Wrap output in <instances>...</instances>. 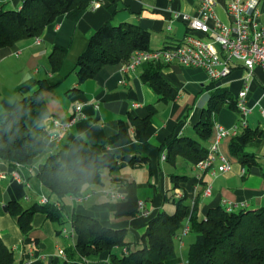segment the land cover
<instances>
[{
	"label": "crops",
	"instance_id": "1",
	"mask_svg": "<svg viewBox=\"0 0 264 264\" xmlns=\"http://www.w3.org/2000/svg\"><path fill=\"white\" fill-rule=\"evenodd\" d=\"M211 1L216 17L225 21V5L230 0ZM199 2L200 0H97L77 20L62 18L52 29L46 30L38 41L23 39L7 51H0V115L10 111L14 102L20 98V87L36 79L60 81L53 92L42 94L44 104L30 113L27 119L29 127L40 125L46 132L43 153L29 166L11 165L0 160V236L5 246L13 251L14 264H47L53 258L62 261L73 250L74 235L69 222L70 214L67 222L59 225L51 222L45 215L36 213L31 222V232L24 235L17 226V219L8 211H3L2 207L7 208L9 199L13 197H21L20 203L26 208L40 203L42 198L54 200L36 176L38 167L51 154H59V160L64 165L71 164L81 143L100 145L98 153L144 154L148 159L147 163L140 166L125 163L112 173L104 171L100 183L83 186L81 193L91 194V198L85 203L71 205L68 198L64 200L68 211L80 206L95 212L105 227L125 230L126 237L129 235L126 240L131 248L138 247L148 220L165 209L167 202L175 207L172 201L183 196L189 202L190 213L196 206L199 218H204L209 209L216 207L240 211L264 206V119L260 116L257 104L264 89V69L255 67L252 79L246 84L245 99L249 113L245 118V128L255 131L258 136L245 145L244 152L252 155L256 164L242 165L230 153L229 145L233 137H222L218 139V154L230 165V170L215 176L199 172L195 165L180 157L173 163L161 158L163 154L167 155L166 145L172 137L198 138L194 126L206 115L209 98V91L205 88L209 80L202 71L184 69L175 63L163 65L161 75L177 92L174 100L170 101L160 100L141 79L140 75L146 64L127 74L120 73L117 67H105L95 78L80 85L79 90L73 91L77 87L76 77H71L75 61L85 49L87 40L105 22L110 21L113 25L141 24L148 30L150 42L164 47L181 41L185 36L188 23L175 19V15L197 18ZM21 3L22 0H0V9H18ZM259 5L264 11V5L260 2ZM54 46L65 49L62 66L56 73L50 71L48 61ZM232 66L233 69L221 88L234 91L240 87L239 93L245 88V71L241 63L234 62ZM120 81L123 83H119ZM202 94H207L204 106L202 100L198 101ZM77 107H80L79 118L64 131H59L54 121L70 118ZM149 108L153 110L150 123L145 132L137 137L131 120L145 118ZM211 118L212 134L201 142L206 150L217 139V127L228 130L239 123L241 116L237 110L223 104L220 110L212 113ZM118 121L125 124L123 136L118 135ZM241 131L242 129L239 130ZM58 134L60 140L56 142L54 137ZM15 173L18 178L14 177ZM171 175L186 176L188 181L173 188ZM126 183H132L137 200L145 202L149 213L147 217L137 214L134 217H115L101 206L108 201L101 190L118 189ZM207 188L209 191L205 193ZM95 194L100 197L93 196ZM185 226L189 227V218L185 221ZM62 229L66 230L65 234L61 233ZM181 230L175 237V251L179 263H185L187 249L194 240V234L189 231L182 235ZM115 252L120 253L119 249H115ZM76 259L78 260L77 257ZM79 260L82 264L106 263L95 257Z\"/></svg>",
	"mask_w": 264,
	"mask_h": 264
},
{
	"label": "trees",
	"instance_id": "2",
	"mask_svg": "<svg viewBox=\"0 0 264 264\" xmlns=\"http://www.w3.org/2000/svg\"><path fill=\"white\" fill-rule=\"evenodd\" d=\"M96 1L22 0L18 9H0V51H7L23 39L40 38L62 18L77 20ZM259 2L264 5V0ZM149 43V32L141 24L113 25L110 21L105 22L87 40L85 49L75 61L72 72L76 77L77 87L73 91L79 90L80 85L95 78L105 67L119 68L129 61L134 52L150 50ZM64 53V48L54 46L48 58L52 73L60 70ZM162 68L163 65L158 63L146 64L140 75L141 79L160 100H174L177 92L161 75ZM232 69L231 65L230 70ZM228 76L220 81H209L205 86L209 91L208 107L206 116L194 126L198 138L172 137L166 145L167 161L173 163L180 157L196 166L206 157L207 150L201 142L206 141L212 134V113L220 110L223 104L237 110L236 101L240 87L234 91L221 88ZM59 83V80L36 79L19 88L20 98L14 102L10 111L0 115L1 161L11 165L29 166L43 153L46 132L40 125L29 127L27 119L30 113L44 104L42 94L53 92ZM152 114L153 110L149 108L145 118L131 120L137 137L147 129ZM117 128L118 135L123 136L125 124L118 121ZM257 136L255 131L247 128L233 136L229 145L230 153L242 165L256 164L254 157L244 152V147ZM98 150H101L100 145L89 146L81 143L69 165H64L59 160V154L46 157L39 165L36 176L54 200L46 199L43 204L34 203L27 208L20 203L21 197H13L7 203L8 213L17 219V226L24 235L31 232V222L36 213L45 215L51 222L59 225L66 223L70 214L74 248L66 255V259L59 261L53 258L47 264H82L79 259L89 257L106 261L104 264H178L174 241L187 218L189 231L194 234V240L187 249V264H264V206L240 211H226L222 207H216L209 209L204 218H199L196 206L190 213L189 202L183 196L172 201L175 203L173 213L168 214L161 210L148 220L145 224L146 231L135 248H131L127 242L125 230L105 227L95 212L80 206L68 211L64 200L81 194L85 185L100 183L104 171L112 173L125 163L140 166L148 161L144 154L114 155L98 153ZM170 180L173 188H178L188 178L171 175ZM119 189L124 193V200H108L101 206L115 217H134L137 214L138 200L133 184H123ZM115 249H119L120 253H116ZM0 264H14L13 251L5 246L1 236Z\"/></svg>",
	"mask_w": 264,
	"mask_h": 264
},
{
	"label": "built area",
	"instance_id": "3",
	"mask_svg": "<svg viewBox=\"0 0 264 264\" xmlns=\"http://www.w3.org/2000/svg\"><path fill=\"white\" fill-rule=\"evenodd\" d=\"M225 16V21L219 20L215 15L213 2L200 0L197 18L189 19L186 15H175V19H182L188 23L185 36L181 41L156 50L134 52L129 61L118 68L120 73L127 74L143 64L169 65L175 63L184 69L200 70L209 81L216 82L230 74V66L234 62L242 64L245 71L243 76L245 88L238 93L236 101L241 119L238 124L228 130L217 127V139L208 148L206 157L196 164L199 172H208L211 176L230 170V165L218 154V139L226 136L233 137L240 129L246 127L245 118L249 113L245 99L246 84L252 79L255 67L264 69V11L259 1L230 0L225 5ZM260 103H264V89L257 102L260 116L264 119V105ZM79 111L80 107H77L75 114L70 118L65 121H54L57 129L62 132L70 127L79 118ZM54 138L58 142L60 134ZM161 158L165 160L166 156L163 154ZM217 162H219L218 165ZM14 177L18 178L16 173ZM208 191L209 188L205 190V193ZM101 194L109 201L124 200V193L119 188L103 189ZM67 198L71 205H80L88 201L91 194L81 193ZM45 202L46 198L40 200L42 204ZM136 208L138 216H148L144 201L138 200ZM226 211H231V209L228 208ZM188 232V226L181 230L182 235ZM61 233L65 234L66 230L62 229Z\"/></svg>",
	"mask_w": 264,
	"mask_h": 264
},
{
	"label": "rangeland",
	"instance_id": "4",
	"mask_svg": "<svg viewBox=\"0 0 264 264\" xmlns=\"http://www.w3.org/2000/svg\"><path fill=\"white\" fill-rule=\"evenodd\" d=\"M162 46L163 45H161V44H156V43H154L153 41H151L150 42V48H152V49H160V48H162ZM72 76H75L74 75V73L71 75V77ZM206 97H207V94H202V95H200L199 97H198V101L199 100H202L203 101V106L205 105V101H206ZM197 101V102H198ZM206 116V115H205ZM194 138H195V136H194V134L192 135ZM183 173H185V170L183 171ZM182 173V174H183ZM180 174V173H179ZM106 186H108V184L106 183L105 184ZM93 196H96V197H100V195L99 194H95V195H93ZM164 211H166V213H168V214H171V213H173L174 212V210H175V207L173 206V205H171V204H169V202H167L166 204H165V209H163ZM190 236H191V234H190ZM129 237V235L127 234V237H126V239Z\"/></svg>",
	"mask_w": 264,
	"mask_h": 264
},
{
	"label": "water",
	"instance_id": "5",
	"mask_svg": "<svg viewBox=\"0 0 264 264\" xmlns=\"http://www.w3.org/2000/svg\"><path fill=\"white\" fill-rule=\"evenodd\" d=\"M2 210H3V211H7V208H6V207H2Z\"/></svg>",
	"mask_w": 264,
	"mask_h": 264
}]
</instances>
